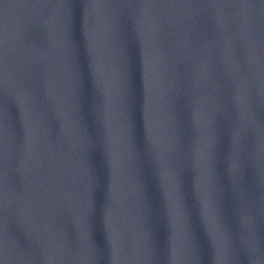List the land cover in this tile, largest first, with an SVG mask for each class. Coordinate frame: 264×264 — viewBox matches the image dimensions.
I'll use <instances>...</instances> for the list:
<instances>
[{"label": "water", "instance_id": "water-1", "mask_svg": "<svg viewBox=\"0 0 264 264\" xmlns=\"http://www.w3.org/2000/svg\"><path fill=\"white\" fill-rule=\"evenodd\" d=\"M0 264H264V84L221 0H0Z\"/></svg>", "mask_w": 264, "mask_h": 264}]
</instances>
